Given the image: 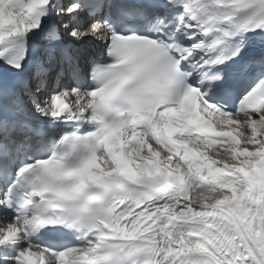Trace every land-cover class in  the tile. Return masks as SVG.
Listing matches in <instances>:
<instances>
[{"label":"snow or ice","instance_id":"6c2138e0","mask_svg":"<svg viewBox=\"0 0 264 264\" xmlns=\"http://www.w3.org/2000/svg\"><path fill=\"white\" fill-rule=\"evenodd\" d=\"M0 264H264V0H0Z\"/></svg>","mask_w":264,"mask_h":264}]
</instances>
